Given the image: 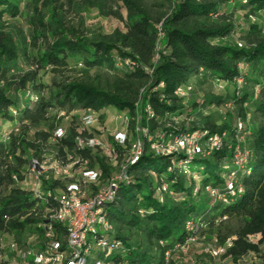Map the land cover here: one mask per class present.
<instances>
[{"label":"trees","instance_id":"trees-1","mask_svg":"<svg viewBox=\"0 0 264 264\" xmlns=\"http://www.w3.org/2000/svg\"><path fill=\"white\" fill-rule=\"evenodd\" d=\"M25 7L28 30L18 20ZM90 9L117 20L123 29H89L83 12ZM72 14L78 24L70 22ZM250 16L257 22L252 24ZM262 16L264 0H29L27 6L24 0H0V233L13 238L7 248L0 243V264L21 263L25 251L40 253L55 239L65 243L67 230L53 212L69 182L42 177V196L36 194L26 187L29 161L54 156L64 165L74 163L78 179L83 170L99 171L101 186L120 172L137 138V125L150 127L152 135L228 133L225 147L212 150V157H196L190 171L204 189L221 188L228 175L224 165L233 159L232 145L250 149L247 168H234L242 193L226 201L202 192L194 195L195 183L172 170V157L156 158L146 145L147 153L129 166V178L104 206L112 231L103 236L121 241L124 249L108 257L98 253L97 260L164 264L166 252L191 237H201L206 245L216 237L219 246L228 239L233 243L223 261L264 264ZM216 83L232 90L201 93ZM185 86L195 88L187 103L176 95ZM147 106L155 111L151 118L143 114ZM77 111L84 115L72 116L65 136L58 138L60 115ZM91 113L101 121L111 113L130 119L128 149L111 141L115 163L99 151L78 149L76 138L90 135L82 118ZM239 121L246 126L241 132ZM162 178L172 195L159 193ZM190 221L195 233L187 230ZM27 234L35 240L28 242ZM212 257L204 255L203 262ZM27 259L26 264L33 263Z\"/></svg>","mask_w":264,"mask_h":264},{"label":"bare ground","instance_id":"bare-ground-1","mask_svg":"<svg viewBox=\"0 0 264 264\" xmlns=\"http://www.w3.org/2000/svg\"><path fill=\"white\" fill-rule=\"evenodd\" d=\"M255 17L250 16V22L252 24L256 23L258 20ZM161 87H163V85H161ZM191 91H192V86L181 87L177 91L176 95L178 98L185 100V94L190 96ZM144 111H147L146 117L148 118H151L155 115V111L150 106H147ZM118 115L123 116L125 118V121L127 122V130L126 132H119V133L116 132L114 134L108 133L105 130V128L101 126L100 124L101 118H99L98 115L92 113L85 115L82 118V124L84 130H87L90 133V135L87 137H85L87 134L84 137L83 135L82 136L80 135L79 137L76 138L78 149L99 151L100 152L99 154L105 156L110 161L118 159L116 158L115 147L111 141L113 140L117 146L123 148L124 150L128 149L127 138H129L128 130H130L128 129L130 122L129 117L126 114H118ZM139 120H141V118L140 116L139 117L137 116V122H139ZM237 127L240 132L246 128L245 124L241 121L238 122ZM149 128L150 127L141 128L138 127L137 125L135 131L137 134L136 135L137 138L136 140L134 139L133 144H131V147H129L128 157L127 159L125 158L126 161L120 166L119 168L120 172L116 173V175H114L112 178H109V180L105 184L103 183L104 185H102L101 183V186L99 185V180H101L100 179L101 174L99 173V171L97 172L96 170H92V169L83 170L82 172H80L81 179L79 178L80 179L79 180L78 177L80 175L77 176L76 171H74L78 168L76 167V165H75L76 169L75 167L73 168L74 163L71 167L70 165H64L60 160H57L52 165H49V167L48 166L45 167L44 166L45 161L43 159L42 161H40L39 159L36 158V161H34V159H31L29 161L27 176L28 179L33 178V185L31 184L32 185L31 188L36 194L41 195L43 193L42 177L48 179V177L51 176L55 180L69 182V186L66 193L64 192L65 194L61 197L58 195L59 197L57 199L60 202V206L58 209H56V211L53 212L54 214L53 219L66 228L67 234L64 240L65 243H62V241L58 242L55 239L56 241L55 240L51 241L45 247V249L40 253H35L32 250H28L26 253L24 252L21 256L22 261L21 263L18 264H26L25 261L28 260L27 258L33 259L32 264H70V254L67 253V251L71 249V246L73 244V233L71 227H68L67 224H65V215H67V220H74V213H71V207H80L81 211H88L90 210L91 206H98L96 217L93 218L91 222V231H98L99 229L104 228L102 232H90L89 234H83V239L81 240V245L78 251V259L81 264H103L102 263L103 261H98L99 259L97 260L98 253H106L108 257L115 251L124 249V244L121 241H118L117 239L112 240L113 238L109 239L103 236V234L106 235L112 231V226L109 221L108 214L104 209V206L112 202L117 195L119 186H116V178L119 177V175H121V172H126V174L128 175L129 166L137 164L144 155V153L145 152L147 153V151L145 150L146 145L150 146L149 153H151L156 157V145H153L152 137L149 136L150 133ZM203 132H206L205 136H203ZM210 133L205 130H199L194 132V136H193V132L184 133L185 140H188V143L183 147V142H175L176 150L161 152L160 157H166V158L172 157L171 158V163L173 166L172 170L175 168L179 169L185 174L187 179L193 180V182L195 183L194 195L198 196L199 194H201V192L204 191L206 194L210 195L213 198V200L215 199V201H217V194H215V189L217 188H213V187H207L205 189L202 187L200 188V186H198V183L199 182L201 183V180L197 175L193 174L190 171V167L192 166L194 159L196 157L209 156L212 150L217 151L225 147L226 145L225 139L227 138L228 133H223V134H216V133L210 134ZM65 134L66 132L60 130L56 134V136L58 138H63ZM138 134L139 135L142 134L144 138L143 139L141 137L138 138ZM121 135H125V137L114 139V137H119ZM173 137L174 135L172 134L170 135V133L167 135L164 134L163 137H160V139L157 140V145L171 144ZM213 140L215 143L212 144V149H211L210 146H207V144H209L210 141ZM146 142H148V144H146ZM138 145H139V155L131 158L132 153H135V151L138 148ZM241 148H239L238 146L234 147L232 145L233 159L238 158V152H240ZM198 149L199 152L194 155V152H197ZM178 156H181V159H179V161L176 159V157ZM251 156L252 155L250 149L249 150L246 149L245 157H243V160L239 162L238 166H236L235 169L245 170L249 164ZM49 171H50V175H47ZM237 175L238 174L234 172V176H235L234 188H236V195L242 193L241 187L238 186V183L240 182L237 183ZM225 178H228V175H224L223 179L225 180ZM162 183L163 184L162 187L159 189V193L161 195L162 194L172 195V193H170L169 190V185L163 180V178H162ZM93 185H96L98 187L97 190L89 191L90 190L89 187ZM115 186L116 188L114 189ZM80 187L81 190H77ZM105 189H114L110 191L109 200L107 201H103V199H105V192H104ZM49 196H51L50 193ZM231 197H234V195L226 194L225 196L220 197V201H226ZM187 230L192 233L196 230L195 225L192 221L187 223ZM51 235L52 234L49 233L47 235L48 238L51 237ZM111 236L109 237L111 238ZM199 238L191 237L189 240H187V243H189V241L192 240L193 246L191 247V249H178V252H171L170 254L166 252L164 257L165 259L164 264H203L202 262L204 261L203 259L204 255L205 256L213 255L212 257L213 260L208 263L204 262V264H232L228 261H223L222 259L233 245L231 239L227 240L225 246H219L218 245L219 243L218 244L215 243L218 242L219 240V239L217 240L216 237H213V239L211 238L212 241L209 242V244L207 245L204 243L205 241L201 242ZM198 242H201V244L197 245ZM186 244L180 247L186 246ZM205 259H207V257ZM27 262H29V260Z\"/></svg>","mask_w":264,"mask_h":264},{"label":"built area","instance_id":"built-area-1","mask_svg":"<svg viewBox=\"0 0 264 264\" xmlns=\"http://www.w3.org/2000/svg\"><path fill=\"white\" fill-rule=\"evenodd\" d=\"M221 84L222 83H216V85H220V86ZM191 98L192 96H188L185 94L184 103H187ZM143 114L144 116H146L147 111H144ZM205 133L206 132H203V136H205ZM149 136L152 137L153 145H156V158H160L161 152L176 150L175 142H183V147L188 143V140H185L184 133H174V137L172 138L171 144H164V145H157V137H163L164 133H156V135H152V132L150 131ZM193 136H194V132H193ZM124 137L125 135H121L119 137H114V139L124 138ZM214 143H215L214 140L210 141V143L207 144V146H210V148L212 149V144ZM199 149L197 150V152H194V155L199 152ZM245 153H246L245 147L241 148L240 152H238V158L231 159L230 163L224 165L223 170L228 171V178H225V180H223V187L215 189V194H217V201H220V197L225 196L226 194H233L234 198L238 196L236 195V188H234V181H235L234 168H236L239 162L243 160V157H245ZM137 155H139V145L135 153H132L131 158ZM33 159L34 161H36L35 158ZM128 177L129 176L126 174V172H121V175H119V177L116 178V186H120L122 183H124V180L127 179ZM116 186L114 187V189L116 188ZM114 189L104 190L105 199H103V201L109 200V193L111 190ZM77 190H81V187L78 188ZM97 209L98 206H91L90 210L81 211L80 207H71V213H74V220H67V215H65V224H67L68 227H71L73 233V244L71 246V249L67 251V253L70 254V264H81L78 259V251L81 245V240L83 239V234H89L90 232H102L104 229L101 228L98 231H91V222L93 218L96 217ZM215 243L218 244V242ZM192 246H193L192 240H190L189 243L186 244V246L179 247L174 251H168V253L170 254L171 252H178V249H191ZM202 263L204 264V262ZM124 264H129V262Z\"/></svg>","mask_w":264,"mask_h":264},{"label":"rangeland","instance_id":"rangeland-1","mask_svg":"<svg viewBox=\"0 0 264 264\" xmlns=\"http://www.w3.org/2000/svg\"><path fill=\"white\" fill-rule=\"evenodd\" d=\"M24 3H25V6H27V4L29 3V0H24ZM233 7H229V10H232ZM28 13V10H27V7H25L23 10H22V16L19 17V24L21 26H24L25 27V30H28V27L25 26V24H27V18L25 17L26 14ZM83 18L85 19V22H86V25L89 29L91 30H94V31H97L98 29H102L104 33H111L113 30H115L116 28H120V29H123V25L118 22L117 20L115 19H107V18H102L100 17L95 11L93 10H86L85 12H83ZM69 20L72 24H78L80 19H78L74 14H72L70 17H69ZM261 24L264 25V16H262L261 18ZM43 82H47L49 79L47 76H44L43 77ZM232 90V87H228V85L226 84H221L220 85H209V86H206L204 87L202 90H201V93L203 92V94L205 93H213V94H217V95H222V94H225L226 92H230ZM195 91V88L192 86V91L190 93V96L193 95ZM77 115H84L82 112L80 111H77V112H74L71 116H65L64 113H62L60 115V118L62 117L63 118V122L61 123V128L58 129L57 133L60 131V130H63L64 132L66 127L70 124V122L72 121V116H77ZM84 117V116H83ZM100 124L101 126H103L105 128V130L108 132V133H111V134H114V133H119V132H126L127 130V122L125 121V118L123 116H120L118 114H115V113H111L110 116H108L105 120L101 121L100 120ZM96 126V125H95ZM56 133V134H57ZM45 162H44V166L45 167H49V165H52L53 163H55L58 159H55L54 156L52 157H45L43 159ZM113 163H115V160L112 161ZM73 164H70V166L72 167ZM47 175H50V171L47 173ZM33 185V178H29L28 179V182L26 184V187H29L31 188V186ZM198 186H200V188H204L202 186V183H198ZM202 193H205L204 191ZM27 240L28 242H33L35 240V237L32 236L31 234H27ZM201 238V237H200ZM203 239V238H202ZM201 239V240H202ZM205 239V238H204ZM203 239V240H204ZM258 238H254L253 241L255 243L258 242ZM13 241V238L9 235H5V234H1L0 233V243H2L4 245V248H7L6 246L10 245V243ZM201 244V242L197 243V245ZM12 248H14V246H12ZM263 251H264V247H262ZM27 251H25L26 253Z\"/></svg>","mask_w":264,"mask_h":264}]
</instances>
